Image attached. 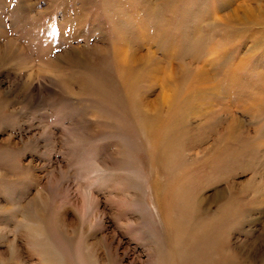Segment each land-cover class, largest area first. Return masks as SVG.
Instances as JSON below:
<instances>
[{
	"label": "rangeland",
	"instance_id": "obj_1",
	"mask_svg": "<svg viewBox=\"0 0 264 264\" xmlns=\"http://www.w3.org/2000/svg\"><path fill=\"white\" fill-rule=\"evenodd\" d=\"M116 49L161 68L133 101ZM196 65L205 93L152 140ZM74 255L264 264V0H0V264Z\"/></svg>",
	"mask_w": 264,
	"mask_h": 264
},
{
	"label": "bare ground",
	"instance_id": "obj_2",
	"mask_svg": "<svg viewBox=\"0 0 264 264\" xmlns=\"http://www.w3.org/2000/svg\"><path fill=\"white\" fill-rule=\"evenodd\" d=\"M235 8H233L230 11V14L228 13L229 14L227 15L228 18L237 19L239 10ZM244 12H245L244 13L245 17L255 13L254 9L249 5L244 8ZM116 50L117 51L114 52L116 53L115 56L117 62L116 64L120 68V70H118L117 77H119L121 80L124 92L126 94V98L133 101L134 99L137 98V92L139 90L138 87L140 86L142 81H144V79H149L151 82L158 80L161 72V68L159 67V62L157 61L158 62L157 63L156 60H154L153 58L154 56L149 55L148 56L149 64L146 67L141 68L140 70L137 69L134 70L132 69V67L130 66L131 64L129 63L132 62L134 58H136V53L128 54V52L126 53L123 50L120 49H116ZM176 72L178 71H176L171 66L165 70L167 77H168V73L170 75L171 73L174 74ZM183 77L184 78H182L176 83L172 81L171 83L163 86L162 92L159 94V97L156 100V102H154L155 105H160V107H156V110L153 112L155 118L149 120L148 123L145 125L146 132L148 133V135L152 140L155 139L156 141L159 140V142H161L166 139L165 138L167 134L166 124H169L171 122L172 116L177 111L180 110L181 105L187 104L186 102L190 101L189 99L190 96H194L195 99L197 98V93H205L206 90L205 86L206 84H209L211 80L210 74H208L205 68L198 65L194 67L193 72L190 71L188 73V76H183ZM162 79L164 78L162 77ZM212 89L214 90V85ZM162 108H166V111L164 113L165 116L164 119L160 117L162 113L161 114L159 113L162 112L161 111ZM177 194L182 197V194L184 193L182 189H180V191L179 190L177 191ZM165 254H167L166 251ZM69 259L71 260V258ZM80 260L78 259L77 255H74L71 262L73 261L80 264L81 263ZM88 263L94 264V262L90 260L88 261Z\"/></svg>",
	"mask_w": 264,
	"mask_h": 264
}]
</instances>
